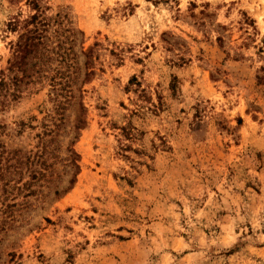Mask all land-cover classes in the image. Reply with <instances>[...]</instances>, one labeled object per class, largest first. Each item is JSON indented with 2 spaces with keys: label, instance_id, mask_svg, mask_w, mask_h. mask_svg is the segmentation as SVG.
I'll return each mask as SVG.
<instances>
[{
  "label": "rangeland",
  "instance_id": "1",
  "mask_svg": "<svg viewBox=\"0 0 264 264\" xmlns=\"http://www.w3.org/2000/svg\"><path fill=\"white\" fill-rule=\"evenodd\" d=\"M44 9L76 41L21 73L7 24L34 11L0 0V152L22 156L0 181V264H264V0ZM61 78L72 97L43 136Z\"/></svg>",
  "mask_w": 264,
  "mask_h": 264
},
{
  "label": "trees",
  "instance_id": "2",
  "mask_svg": "<svg viewBox=\"0 0 264 264\" xmlns=\"http://www.w3.org/2000/svg\"><path fill=\"white\" fill-rule=\"evenodd\" d=\"M41 1L42 0H27L28 5L30 6L31 10L34 11V13L32 15H29L26 19L22 20H20L18 17L13 18L7 24V27L11 32L23 30V33L18 36L14 48V65L19 68L21 73L29 70V68H33L37 63L39 64L38 69L45 68V66H48V63L56 60V58H61V61L66 62L67 64V60L69 59L70 53L72 51V45L76 41L74 30L69 28L67 30V32H69V35L63 38L64 43L69 45V48L67 49L68 52H66L67 50L62 47L63 42L61 38L63 37V32H61L59 28L63 24V19L59 16V14H57L54 19L46 17L44 12L45 9L41 10ZM51 22L52 25L55 26L53 34L54 39L57 42L56 47L53 48H49V45H47L46 43L47 41H49V39L46 38V41H44L45 36L43 35L44 33L48 32ZM61 50H65V52L63 53L61 52ZM54 56L56 57L53 58ZM32 60H35L36 62L31 63ZM20 80L19 78H14V82H19ZM72 84L73 83L71 80L64 78H61L59 81H56V79H50V86L52 87L50 91L52 94V100L54 99L55 101L54 113L56 116L51 117L54 130L46 128L43 136H52V134H56L55 132L62 126L63 113L66 104H68V100L72 97V91L70 90ZM7 90V83L3 79H0V104H2L1 97L4 98L6 96ZM11 95L14 96L15 94ZM59 96L64 98V101L61 99L58 100ZM20 125L24 126L25 124L21 121ZM75 128L79 127L76 126ZM50 143L52 142L49 141L44 143L43 153H52L53 149L49 150ZM15 153L16 152L13 153V156L16 155ZM3 157L4 152H0V181L4 183V186H7L9 184V180L15 177V175L17 174V170L21 168L22 156L18 154L19 159L16 160L18 164L17 162L15 164L9 162L12 157ZM2 159L4 160V163H2ZM7 176L9 177L7 178Z\"/></svg>",
  "mask_w": 264,
  "mask_h": 264
}]
</instances>
